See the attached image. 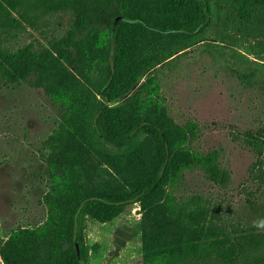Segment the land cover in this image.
I'll use <instances>...</instances> for the list:
<instances>
[{"label": "rangeland", "instance_id": "rangeland-1", "mask_svg": "<svg viewBox=\"0 0 264 264\" xmlns=\"http://www.w3.org/2000/svg\"><path fill=\"white\" fill-rule=\"evenodd\" d=\"M208 1L210 22L193 35L137 28L126 33L110 106L123 124L150 118L169 137L171 162L155 200L220 201L264 231V186L251 174L254 165L264 166L263 143L255 148L264 140V8L246 20L228 4ZM156 6V0H124L122 13ZM73 18L58 14L57 38ZM34 38L46 43L32 32L19 45ZM108 38L102 32L88 45L59 44L40 58L30 78L39 68L47 72L53 84L48 93L0 76L1 264H66L78 202L91 193L132 189L154 166L156 146L148 135L115 148L93 130ZM74 154L82 163L63 160ZM57 181L64 184L60 194L51 189ZM162 234L144 219L140 202L106 221L86 215L87 264L156 262Z\"/></svg>", "mask_w": 264, "mask_h": 264}, {"label": "trees", "instance_id": "trees-1", "mask_svg": "<svg viewBox=\"0 0 264 264\" xmlns=\"http://www.w3.org/2000/svg\"><path fill=\"white\" fill-rule=\"evenodd\" d=\"M220 2L228 4L237 17L246 20L256 17L264 8V0ZM156 3L153 11L131 10L123 14L124 0H0V76L25 80L48 93L53 84L47 72L39 68L36 77L30 78L35 73L34 64L59 44L84 46L107 32L108 65L92 118L93 130L109 147H123L141 133L148 135L156 146L154 166L138 185L121 192L87 194L78 202L71 215L73 253L66 264H87L88 249L83 235L86 215L106 221L121 207L135 202H140L144 219H151L163 233L160 260H147V264H264V231L238 219L222 202L193 197L183 202L171 196L154 199L171 162L169 137L150 118L123 124L122 115L110 106L120 74L123 39L130 29L193 35L210 22L208 0H156ZM61 12H70L74 18L69 29L57 38L54 32L61 24L57 19ZM117 16L128 20L115 22ZM32 32L43 36L46 43L34 38L33 42L19 45V38ZM261 142L264 145V140L255 145L258 151ZM63 160L76 165L82 163L77 154L66 155ZM251 174L258 180V186H264V166L254 165ZM62 187L63 182L57 181L51 189L60 194Z\"/></svg>", "mask_w": 264, "mask_h": 264}, {"label": "water", "instance_id": "water-1", "mask_svg": "<svg viewBox=\"0 0 264 264\" xmlns=\"http://www.w3.org/2000/svg\"><path fill=\"white\" fill-rule=\"evenodd\" d=\"M118 20L127 21L128 19H125L123 16H117V17L115 18V22L118 21Z\"/></svg>", "mask_w": 264, "mask_h": 264}]
</instances>
